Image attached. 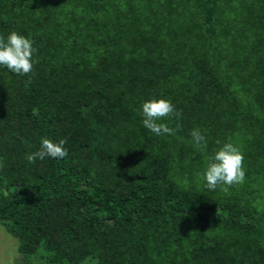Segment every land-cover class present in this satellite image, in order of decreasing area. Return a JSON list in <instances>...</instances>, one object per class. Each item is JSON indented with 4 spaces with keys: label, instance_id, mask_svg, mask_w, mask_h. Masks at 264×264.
Here are the masks:
<instances>
[{
    "label": "trees",
    "instance_id": "16d2710c",
    "mask_svg": "<svg viewBox=\"0 0 264 264\" xmlns=\"http://www.w3.org/2000/svg\"><path fill=\"white\" fill-rule=\"evenodd\" d=\"M12 31L38 50L0 65V224L27 264H264V0H0ZM159 97L175 135L143 126ZM43 138L68 156L28 162ZM226 142L246 179L210 190Z\"/></svg>",
    "mask_w": 264,
    "mask_h": 264
},
{
    "label": "clouds",
    "instance_id": "9594fccd",
    "mask_svg": "<svg viewBox=\"0 0 264 264\" xmlns=\"http://www.w3.org/2000/svg\"><path fill=\"white\" fill-rule=\"evenodd\" d=\"M33 41L18 33L12 31L7 37L0 36V65L17 75H27L33 71V55L38 51L33 47ZM143 126L157 136L175 135L179 128L169 127L167 123L162 122L165 118H180L182 113L177 110L172 101L168 98H152L142 103ZM192 142L197 147H207L206 136L200 129L191 130ZM219 144L220 141H217ZM66 138L55 142L48 138H43L40 148L26 155L30 163H35L37 159L44 160L46 157L53 159H62L68 156V150L65 147ZM244 154L241 149L231 142L224 143L214 155L204 172L206 186L210 190H215L217 186H223L224 192L233 185L243 184L246 179V169L244 167ZM3 164L0 162V167Z\"/></svg>",
    "mask_w": 264,
    "mask_h": 264
},
{
    "label": "rangeland",
    "instance_id": "374dc122",
    "mask_svg": "<svg viewBox=\"0 0 264 264\" xmlns=\"http://www.w3.org/2000/svg\"><path fill=\"white\" fill-rule=\"evenodd\" d=\"M34 254L23 255L18 251V240L0 224V264H27L40 261Z\"/></svg>",
    "mask_w": 264,
    "mask_h": 264
}]
</instances>
